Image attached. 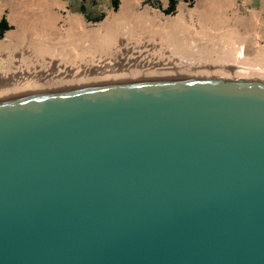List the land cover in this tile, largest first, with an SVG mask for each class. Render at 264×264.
<instances>
[{
  "label": "water",
  "instance_id": "obj_1",
  "mask_svg": "<svg viewBox=\"0 0 264 264\" xmlns=\"http://www.w3.org/2000/svg\"><path fill=\"white\" fill-rule=\"evenodd\" d=\"M0 264H264V81L0 101Z\"/></svg>",
  "mask_w": 264,
  "mask_h": 264
},
{
  "label": "bare ground",
  "instance_id": "obj_2",
  "mask_svg": "<svg viewBox=\"0 0 264 264\" xmlns=\"http://www.w3.org/2000/svg\"><path fill=\"white\" fill-rule=\"evenodd\" d=\"M139 1L120 0L89 27L57 0H0V13L8 8L13 25L0 39V101L167 79L264 81V3L258 13L247 8L250 2L198 0L192 9L180 4L176 15L162 16L140 9ZM129 17L161 30L116 32ZM188 23L199 25L194 34L185 32Z\"/></svg>",
  "mask_w": 264,
  "mask_h": 264
},
{
  "label": "rangeland",
  "instance_id": "obj_3",
  "mask_svg": "<svg viewBox=\"0 0 264 264\" xmlns=\"http://www.w3.org/2000/svg\"><path fill=\"white\" fill-rule=\"evenodd\" d=\"M57 1L65 4V10L64 11L66 13L69 12V13H72L71 15H76V14L82 15L84 17V20L86 21V23H88L89 27H94V26H96L97 23H101L104 20L105 16L108 15L110 11L115 9V7H113V5L111 3V0H93V1H91V0H57ZM168 1L169 0H140L139 1V8L140 9L149 8L152 13H159L162 16H172V15H176L177 9H178L180 4H185L188 9H190V8L192 9L198 0H195L194 2H190V1H186V0H177L178 2H176L175 9H174L173 13H170V14L164 12V9L167 8V6H168V3H169ZM222 1H237L240 3L241 2H250L247 5V8L255 9L256 11L258 10L257 11L258 13L263 12V7L261 6V4L264 3V0H222ZM119 2H120V0H119ZM81 3H84L86 10L89 13V16H91V17L96 16L97 19L91 20L90 18H87L85 16L84 12H82L80 10ZM119 5H120V3H119ZM8 12H9L8 8H5L3 10V12L0 13V19L2 16H5L9 22V25H10L9 30L7 29L5 31V33L7 31L12 30V28H13V25L11 23ZM212 13H214L213 10L206 9V14L210 15ZM196 17L197 16H194L195 19H196ZM186 26H187V29L185 32L186 33L187 32L193 33V34L195 33V30L199 27V25H196V24L191 26L189 23ZM135 28H138L141 31H144L146 34H150V35L155 33V32H156V34H158V32L161 30L160 26H157V25L151 24V23L141 22V20L139 21V19L137 20V19H134L132 17L131 18L129 17L125 23L120 24V26H118L116 28V32H126V31H130V30H132L134 32ZM199 31H201V30H199ZM5 33H4V35H5ZM2 38L0 37V39H2ZM181 47H184V44ZM0 57H3L2 54H0ZM8 57L11 58L12 56L10 54H8L7 52H5L4 58H8ZM8 61L11 62L10 60H7V62L3 63V67L8 66ZM232 79H234V78H230L229 80H232Z\"/></svg>",
  "mask_w": 264,
  "mask_h": 264
},
{
  "label": "trees",
  "instance_id": "obj_4",
  "mask_svg": "<svg viewBox=\"0 0 264 264\" xmlns=\"http://www.w3.org/2000/svg\"><path fill=\"white\" fill-rule=\"evenodd\" d=\"M91 1H93V0H91ZM186 1L194 2L195 0H186ZM168 2H169L168 6H167V8L164 9V12L170 14V13H173V11L175 9L176 2H178V1L177 0H169ZM111 3L113 5V7H115V10H117L119 7V3H120L119 0H111ZM80 10L82 12H84V14L87 18H90L91 20L97 19L96 16H94V17L89 16V13L87 12L84 3H81ZM9 27H10V25H9L7 18L5 16H2L0 19V37L1 38L4 36L5 31L7 29L9 30Z\"/></svg>",
  "mask_w": 264,
  "mask_h": 264
}]
</instances>
